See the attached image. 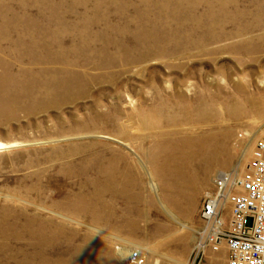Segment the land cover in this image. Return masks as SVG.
Returning <instances> with one entry per match:
<instances>
[{"label": "rangeland", "instance_id": "obj_1", "mask_svg": "<svg viewBox=\"0 0 264 264\" xmlns=\"http://www.w3.org/2000/svg\"><path fill=\"white\" fill-rule=\"evenodd\" d=\"M219 3L221 0H0V46H14L21 56L8 53L1 58L0 74L15 76L20 68L23 72L22 81L0 83V142L13 145L0 149V212L11 210L10 220L37 215L42 222L76 232L71 243L50 256H67L71 245L86 242L84 254L96 258L80 255L74 264H126L128 252L136 246L144 254L143 264H227L225 247L217 251L205 247L199 256L194 248L202 202L214 189L217 171H243L257 139L264 136V0H225L221 8ZM247 23H253L252 30L245 28ZM245 41L257 49L240 50L238 46ZM75 46H82L84 54L74 57L70 49ZM105 50L110 59L102 65ZM64 58L74 59L76 65L72 64L77 73L70 78L75 84L71 89L57 83L47 87L45 82H27V77L40 78L34 72L43 64L44 68H58ZM43 71L47 77L50 70ZM55 75L59 77L61 72ZM203 97L209 105L214 103L217 120L229 129L227 144L223 154L205 169L197 166L201 173L194 180L196 185L180 198L174 185L179 181L163 190L149 157L160 133L170 139L175 130L193 129V109ZM225 104L232 106L233 114L226 113ZM202 124L204 128L206 124ZM129 166L132 175L124 196L118 190L100 195L101 200L110 196L115 200L111 220L94 223L90 219L93 210L70 206L77 196L91 195L94 188L109 184L108 171ZM195 166L192 164L193 169ZM142 198L146 206L140 202ZM142 209L147 212L145 217L140 216ZM19 212L23 215L18 216ZM121 216L125 222L119 224ZM26 242L13 244L11 250L30 251ZM118 248L127 252L118 255ZM20 259L1 258L0 264H16Z\"/></svg>", "mask_w": 264, "mask_h": 264}, {"label": "bare ground", "instance_id": "obj_2", "mask_svg": "<svg viewBox=\"0 0 264 264\" xmlns=\"http://www.w3.org/2000/svg\"><path fill=\"white\" fill-rule=\"evenodd\" d=\"M69 1V0H68ZM144 1V0H142ZM157 1V0H156ZM179 1V0H178ZM184 1V0H183ZM203 1V0H202ZM240 1V0H239ZM252 1V0H251ZM67 2V1H66ZM114 2V1H113ZM152 2V1H151ZM161 2V1H160ZM228 2V1H227ZM255 2V1H254ZM73 3V1H72ZM75 3H77L75 1ZM83 3V2H82ZM97 3V2H96ZM108 3V2H107ZM125 3V2H124ZM142 3V2H141ZM149 3V1H148ZM173 3V2H172ZM177 3V2H176ZM221 5L223 6L225 4V0H221ZM118 4V3H117ZM132 4V3H131ZM138 4V3H137ZM178 4V3H177ZM70 5V4H69ZM72 5V4H71ZM130 5V4H129ZM142 5V4H141ZM159 5V4H158ZM164 5V4H163ZM173 5V4H172ZM204 4H202L203 6ZM101 6V5H100ZM108 6V5H107ZM121 6V5H120ZM184 6V5H183ZM228 6V5H227ZM231 6V5H230ZM97 7V6H96ZM99 7V6H98ZM109 7V6H108ZM171 7V6H170ZM178 7V6H177ZM210 7V6H209ZM72 8V7H71ZM129 9V6L127 7ZM168 8V7H166ZM173 8V7H172ZM70 9V8H69ZM73 9V8H72ZM119 9V8H118ZM124 9V8H123ZM131 9V8H130ZM129 9V10H130ZM134 9V7H133ZM137 9V8H136ZM141 9V7H140ZM145 9V8H144ZM152 9V8H151ZM194 9V8H193ZM224 9V8H223ZM240 9V8H239ZM242 9V8H241ZM164 10V9H163ZM189 10V9H188ZM203 10V9H202ZM214 10V9H213ZM238 10V9H237ZM73 11V10H72ZM76 11V10H75ZM96 11V10H95ZM94 11V12H95ZM122 11V9H121ZM126 11V10H125ZM150 12L152 10H149ZM174 11V10H173ZM196 11V10H195ZM207 11V10H206ZM216 11V10H215ZM246 11V10H245ZM68 12V10H67ZM77 12V11H76ZM116 12V11H115ZM118 12V11H117ZM130 12V11H129ZM133 12V11H132ZM137 12V11H136ZM145 12V11H144ZM154 12V11H153ZM188 12V11H187ZM186 12V13H187ZM202 12V11H201ZM213 12V11H212ZM249 12V11H248ZM64 13V12H62ZM119 13V12H118ZM143 13V12H142ZM152 13V12H151ZM191 13V12H190ZM215 13V12H214ZM228 13V12H227ZM238 13V12H237ZM241 13V12H240ZM239 13V14H240ZM243 13V12H242ZM70 14V13H69ZM134 14V13H133ZM140 14V13H139ZM195 14V13H194ZM198 14V13H197ZM223 14V13H220ZM219 14V16H220ZM104 15V14H103ZM204 15V14H203ZM217 15V14H216ZM232 15V14H231ZM243 15V14H241ZM249 15V14H248ZM70 16V15H69ZM86 16V15H85ZM95 16V15H93ZM97 16V15H96ZM108 16V15H107ZM120 16V15H118ZM131 16V15H129ZM140 16V15H139ZM138 16V17H139ZM157 16V15H155ZM159 16V15H158ZM167 16V15H166ZM175 16V15H174ZM173 16V17H174ZM181 16V15H180ZM199 16V15H197ZM222 16V15H221ZM104 17V16H103ZM122 17V16H121ZM127 17V16H126ZM134 17V16H133ZM145 17V16H144ZM162 17V16H161ZM164 17V16H163ZM182 17V16H181ZM191 17V16H190ZM240 18V16H238ZM242 17V16H241ZM246 17V16H245ZM95 18V17H94ZM93 18V19H94ZM124 18V17H123ZM129 18V17H128ZM149 18V17H148ZM180 18V17H179ZM192 18V17H191ZM196 18V17H195ZM230 18V17H228ZM236 18V17H235ZM254 18V16H253ZM257 18V17H256ZM90 19V18H89ZM92 19V18H91ZM101 19V17H100ZM132 19V18H131ZM143 19V18H142ZM161 19V18H160ZM159 19V20H160ZM169 19V18H168ZM182 19V18H181ZM200 19V18H199ZM211 19V18H210ZM221 19V18H220ZM223 19V18H222ZM233 19V18H232ZM241 19V18H240ZM258 19V18H257ZM61 20V19H60ZM88 20V19H86ZM96 20V19H94ZM167 20V18H166ZM172 20V18H171ZM190 20V19H189ZM194 20V19H193ZM239 20V19H238ZM249 20V19H248ZM262 20V19H261ZM103 21V20H102ZM102 21L100 23H102ZM105 21V20H104ZM131 21V20H130ZM137 21V20H136ZM142 21V20H141ZM146 21V20H145ZM163 21V20H162ZM186 21V20H185ZM200 21V20H199ZM217 21V19H216ZM223 21V20H222ZM225 21V20H224ZM223 21V22H224ZM232 21V20H231ZM230 21V22H231ZM109 22V21H108ZM127 22V21H126ZM124 22V23H126ZM165 22V21H164ZM173 22V21H172ZM171 22V23H172ZM194 22V21H193ZM198 22V20H197ZM214 22V21H213ZM219 22V21H218ZM245 22V21H244ZM256 22V21H255ZM263 22V21H262ZM84 23V22H83ZM90 23V22H89ZM88 23V24H89ZM110 23V22H109ZM137 23V22H136ZM157 23V22H156ZM161 23V22H160ZM175 23V22H173ZM181 23V22H180ZM184 23V21H183ZM189 23V22H188ZM212 23V22H211ZM216 23V22H215ZM260 23V22H259ZM264 23V22H263ZM80 24V23H79ZM87 24V25H88ZM123 24V23H122ZM128 24V23H127ZM135 24V23H134ZM145 24V23H144ZM155 24V23H154ZM176 24V23H175ZM200 24V23H199ZM198 24V25H199ZM210 23H208L209 25ZM223 24V23H222ZM241 24V23H240ZM246 24V23H245ZM251 24V23H249ZM245 26L247 29L252 30V24ZM262 24V23H261ZM64 25V24H63ZM120 25V24H119ZM126 26V24H124ZM123 25V26H124ZM136 25V24H135ZM138 25V24H137ZM146 25V24H145ZM160 25V24H159ZM170 25V24H169ZM189 25V24H188ZM207 25V24H206ZM82 26V25H81ZM89 26V25H88ZM105 26V25H104ZM149 26V25H148ZM147 26V27H148ZM157 26V25H156ZM165 26V24H164ZM204 26V25H203ZM225 26V25H223ZM238 26V25H237ZM255 26V25H253ZM112 27V26H111ZM140 27V26H139ZM146 27V28H147ZM183 27V26H182ZM219 27V26H218ZM61 28V27H60ZM99 28V27H98ZM153 28V27H152ZM163 28V27H162ZM258 28V27H255ZM4 29V28H3ZM62 29V28H61ZM71 29V28H70ZM73 29V28H72ZM85 29V28H84ZM103 29V28H102ZM101 29V31H102ZM109 29V28H108ZM115 29V28H114ZM123 29V27H122ZM132 29V28H131ZM179 29V28H178ZM188 29V28H187ZM215 29V28H214ZM222 29V28H221ZM54 30V29H53ZM52 30V31H53ZM99 30V29H97ZM137 30V29H136ZM142 30V29H141ZM145 30V28H144ZM158 30V29H157ZM163 30V29H162ZM169 30V29H168ZM183 30V29H181ZM202 30V29H201ZM234 30V29H233ZM239 30V29H238ZM244 30V29H243ZM241 29V31H243ZM254 30V29H253ZM264 30V29H263ZM69 31V30H68ZM96 31V29H95ZM120 31V30H119ZM128 31V30H127ZM150 31V30H149ZM175 31V30H174ZM186 31V30H185ZM206 31V30H205ZM223 31V30H222ZM240 31V30H239ZM255 31V30H254ZM57 32V31H56ZM117 32V31H116ZM138 32V31H137ZM147 32V31H146ZM155 32V31H154ZM153 32V33H154ZM189 32V31H188ZM220 32V31H219ZM233 32V31H232ZM67 33V32H66ZM92 33V32H91ZM103 33V32H102ZM114 33V32H113ZM112 33V34H113ZM123 33V32H122ZM151 33V32H150ZM177 33V32H175ZM179 33V32H178ZM190 33V32H189ZM213 33V32H211ZM218 33V31H217ZM223 33V32H221ZM225 33V32H224ZM237 33V32H236ZM63 34V33H62ZM60 34V35H62ZM80 34V33H79ZM136 34V33H135ZM166 34V33H165ZM182 34V33H181ZM180 34V35H181ZM185 34V33H184ZM199 34V33H196ZM203 34V33H202ZM216 34V33H215ZM230 34V33H229ZM235 34V33H234ZM59 35V37H61ZM66 35V34H65ZM86 35V34H85ZM88 35V34H87ZM110 36V34H108ZM122 35V34H121ZM120 35V36H121ZM146 35H149L147 32ZM162 35V34H160ZM238 35V34H237ZM246 35V34H245ZM53 36V35H52ZM57 36V35H56ZM73 36V35H71ZM89 36V35H88ZM103 36V35H102ZM137 36V35H136ZM151 36V35H150ZM157 36V35H156ZM155 36V37H156ZM218 36V35H217ZM77 37V36H76ZM75 37V38H76ZM82 37V36H81ZM91 37V36H90ZM94 37V36H93ZM117 37V36H116ZM132 37V36H131ZM148 37V36H147ZM183 37V36H181ZM188 37V36H187ZM223 37V36H222ZM221 37V38H222ZM238 37V36H237ZM7 38V37H6ZM68 38V36H67ZM109 38V37H108ZM149 38V37H148ZM163 38V37H162ZM177 38V37H176ZM201 38V37H199ZM198 38V39H199ZM205 38V37H204ZM240 38V37H239ZM252 38V37H251ZM72 39V38H71ZM85 39V38H84ZM83 39V40H84ZM99 39V38H98ZM114 39V38H113ZM150 39V38H149ZM196 39V38H195ZM232 39V38H231ZM244 39V38H243ZM260 39V38H259ZM82 40V39H81ZM89 40V39H88ZM103 40V39H102ZM144 40V39H143ZM164 40V39H163ZM166 40V39H165ZM168 40V39H167ZM173 40V39H172ZM194 40V39H193ZM225 40V39H224ZM229 40V39H228ZM252 40V39H251ZM73 41V40H72ZM80 41V40H79ZM91 41V40H90ZM115 41V40H114ZM134 41V40H133ZM141 41V40H140ZM146 41V40H145ZM244 41V40H243ZM59 42V41H58ZM76 42V41H75ZM97 42V41H96ZM101 42V41H100ZM108 42V41H107ZM106 42V43H107ZM167 42V41H166ZM197 42V41H196ZM200 42V41H198ZM197 42V43H198ZM220 42V41H218ZM250 41H245V44H242L243 46H238L240 50L246 51L247 53L254 52L257 47H252L249 45ZM70 43V42H69ZM81 43V42H80ZM91 43V42H90ZM89 43V44H90ZM139 43V42H138ZM142 43V42H141ZM152 43V42H150ZM154 43V41H153ZM189 43H192V41H189ZM201 43V42H200ZM62 44V43H61ZM73 44V43H72ZM71 44V45H72ZM75 44V43H74ZM73 44V45H74ZM99 44V43H98ZM122 44V43H121ZM124 44V43H123ZM164 44V43H163ZM183 44V43H182ZM253 44V42L251 43ZM93 45V44H92ZM91 45V46H92ZM100 45V44H99ZM120 45V44H119ZM127 45V44H126ZM125 45V46H126ZM131 45V44H130ZM139 45V44H138ZM149 45V44H148ZM60 46V45H58ZM66 46V45H65ZM129 46V45H128ZM135 46V45H134ZM137 46V45H136ZM135 46V48H136ZM154 46V45H153ZM163 46V45H162ZM178 46V45H177ZM188 46V44H187ZM224 46V45H223ZM98 47V46H97ZM107 47V46H106ZM105 47V48H106ZM130 47V46H129ZM156 47V46H155ZM154 47V48H155ZM169 47V46H168ZM175 47V46H174ZM197 47V46H196ZM205 48V46H203ZM58 48V47H57ZM66 48V47H65ZM70 49V52L74 54V57L77 56V54H84L82 46H75ZM86 48V47H85ZM93 48V47H91ZM100 48V46H99ZM102 48V47H101ZM122 48V47H121ZM138 48V46H137ZM165 48L166 45H165ZM170 48V47H169ZM187 48V47H186ZM193 48V47H192ZM200 48V47H199ZM225 48V47H224ZM81 49V50H80ZM104 49V48H102ZM109 49V48H108ZM117 49V48H116ZM124 49V47H123ZM148 49V48H147ZM173 49V48H172ZM185 49V48H184ZM232 51L233 49L230 48ZM235 49V48H234ZM60 50V49H59ZM62 50V49H61ZM69 50V49H68ZM85 50V49H84ZM94 50V49H92ZM119 50V48H118ZM132 50V49H130ZM165 50V49H164ZM181 50V48H180ZM186 50V49H185ZM18 49L14 46L8 47V46H0V66H2L1 58L7 57V54L13 55L14 53L18 54ZM88 51V50H87ZM90 51V50H89ZM123 51V50H122ZM126 51V50H125ZM141 51V50H140ZM139 51V52H140ZM69 52V51H68ZM95 52V51H94ZM116 52V50H115ZM119 52V51H118ZM147 52V51H146ZM158 52V51H157ZM162 51L160 50V53ZM100 53V51H99ZM114 53V52H113ZM133 55V52H131ZM138 53V52H137ZM143 53V52H142ZM145 53V52H144ZM164 53V52H163ZM86 54V53H85ZM117 54V52H116ZM120 54V53H119ZM123 54V53H122ZM171 54V53H170ZM57 55H62L64 57V54L62 52H57ZM97 55V54H96ZM113 55V54H112ZM124 55V54H123ZM128 55V54H127ZM136 55V54H135ZM144 55V54H142ZM150 55V54H148ZM169 55V54H168ZM92 56V55H91ZM125 56V55H124ZM129 56V55H128ZM21 57V56H20ZM66 57V56H65ZM86 57V56H85ZM108 57V58H107ZM133 57V56H132ZM142 57V56H141ZM148 57V56H147ZM164 57V56H163ZM168 57V56H167ZM172 57V56H171ZM17 58V57H16ZM25 58V57H24ZM46 58V57H45ZM49 58V57H48ZM47 58V59H48ZM58 58V57H57ZM88 58V57H86ZM95 58V57H94ZM93 58V59H94ZM100 58V57H99ZM115 58V57H114ZM118 58V57H117ZM124 58V57H123ZM134 58V57H133ZM18 59V58H17ZM55 59V57H54ZM59 59V58H58ZM65 59V58H64ZM71 58H66L65 60L61 61L62 66L58 68H41L39 71H36L34 73L38 74L41 78H34L27 77V82H33V81H40V85L42 82L49 87L52 84L57 83L60 87L65 86L66 89H71L74 82H70V78H74L77 71L72 67V64L75 63L74 59L70 60ZM110 59L109 53L106 54V50L102 52V57L100 60L102 65L107 62ZM20 60V59H19ZM31 60V59H30ZM91 60V59H90ZM137 60V59H136ZM44 60H42L43 62ZM49 62V61H48ZM113 62V61H112ZM121 62V61H120ZM125 62V59H124ZM128 62V61H127ZM126 62V63H127ZM38 63V62H37ZM36 63V64H37ZM41 63V62H40ZM50 63V62H49ZM48 63V64H49ZM52 63V62H51ZM82 63V62H81ZM91 63V62H90ZM110 63V61H109ZM20 64V63H19ZM17 64V65H19ZM86 64V63H85ZM100 64V63H99ZM98 64V65H99ZM118 64V62H117ZM131 64V63H130ZM24 65V64H23ZM75 65V64H74ZM92 65V64H91ZM96 65V64H95ZM105 65V64H104ZM4 66H7V64H4ZM3 66V67H4ZM16 66V65H15ZM32 66V65H31ZM36 66V65H35ZM76 66V65H75ZM88 66V65H87ZM121 66V65H119ZM79 67V65L77 66ZM84 67V66H83ZM95 67V66H94ZM111 67V66H110ZM116 67V66H114ZM105 68V67H104ZM126 68V67H125ZM79 69V68H78ZM90 69V68H89ZM101 69V68H99ZM103 69V68H102ZM110 69V68H109ZM108 69V70H109ZM113 69V68H112ZM120 69V68H119ZM124 69V68H123ZM19 70V69H18ZM17 70V71H18ZM28 70V69H26ZM31 70V69H30ZM43 70H50V72L47 73V77L44 75ZM84 70V68L82 69ZM93 70V69H92ZM95 70V69H94ZM106 70V69H105ZM118 70V69H117ZM80 71V69H79ZM87 71V70H86ZM58 72H61V75L58 77ZM91 72V71H90ZM89 72V74H91ZM101 72V71H100ZM106 72V71H105ZM104 72V73H105ZM122 72V71H121ZM9 73V72H8ZM28 73V72H27ZM33 73V74H34ZM55 73V74H53ZM80 73V72H79ZM29 74V73H28ZM86 74V73H85ZM98 74V73H97ZM100 74V73H99ZM27 75V74H26ZM81 75V74H80ZM95 75V74H94ZM68 76V77H67ZM23 72L20 68L18 73L13 75V73L9 74H0V83L7 82L10 79V83H13L16 81V78H20L19 81H22ZM111 77V76H110ZM80 78V77H79ZM83 78V77H82ZM81 78V79H82ZM91 78V77H90ZM77 79V78H76ZM80 79V80H81ZM85 79V78H84ZM92 79V78H91ZM51 80H54V83H52ZM79 80V79H78ZM17 82V81H16ZM8 83V82H7ZM90 83V82H89ZM15 84V83H14ZM38 84V83H37ZM11 85V84H10ZM40 85L35 86L37 89ZM49 85V86H48ZM56 85V84H55ZM86 85V84H85ZM84 85V86H85ZM9 86V85H8ZM34 86V85H33ZM75 86V84H74ZM81 86V85H80ZM4 87V86H3ZM48 89V88H47ZM55 89V88H54ZM38 91V90H36ZM47 92V91H45ZM54 92V91H53ZM52 93V92H51ZM47 94V93H46ZM55 96V95H54ZM231 99L232 96H229ZM252 99L248 100V103H251ZM193 109V115L194 120H192L196 125H193V129L190 131L182 132L179 130H175L170 133V139L166 137L164 133H160L158 136H156V139L154 140V152L151 157H149L152 160V163L154 165L153 174L154 177L157 179V181L160 183L163 190L169 189L171 187V183L173 181H179L178 184H174L177 188V196L185 197L187 194V189L192 188L195 186V181L199 175L200 171L197 168L198 165H202L203 169L206 168V166L209 164L210 161L215 160L219 154L224 152L225 146H226V136L229 134V129L227 127H223L220 124V121H218V113L217 110H215L214 103L211 105L208 104L206 99L199 98L197 105ZM248 108V107H246ZM232 106L229 104H225V111L228 114H233ZM243 107H241V110ZM245 109V108H244ZM257 111V109L255 108ZM262 109H260L261 111ZM166 116V115H165ZM170 118V117H169ZM174 119V118H173ZM172 119V120H173ZM205 123V127L203 128V124ZM195 128V129H194ZM172 136V137H171ZM169 137V136H168ZM13 144V143H12ZM13 145L11 143H2L0 142V149L9 148ZM223 154V153H222ZM118 162V161H117ZM116 162V163H117ZM150 164V163H149ZM192 164L196 165L195 168H192ZM205 167V168H204ZM117 176H116V175ZM108 179L110 180V183H106L102 189L94 188L91 192V195H79L75 199L70 201V206H72L74 209L77 210H83L85 212H92L91 214V221L94 223L97 222H107L111 220L114 216L113 213V206L115 203V200L112 196L108 200H101L100 195H102V192L108 193L109 195L114 194V190H118L119 196H124L125 194V188L127 185V182L129 181V177L132 175V167H123L122 170L116 172V171H108L107 172ZM115 175V176H114ZM153 177V176H152ZM115 179V180H114ZM155 179V180H156ZM150 183V182H149ZM118 188V189H117ZM209 190V189H208ZM173 193V192H172ZM193 193V192H192ZM93 195H96L93 196ZM162 196V195H161ZM176 196V197H177ZM92 197V198H89ZM164 200V198H163ZM140 202L146 206L145 200L142 198ZM94 209H97L98 212L94 211ZM183 211V210H182ZM13 212V211H12ZM10 213L11 210H8L7 208H3L0 212V259L4 258L6 261L13 260L17 256H20V260L16 262V264H74L75 260L78 256H83L85 259H89L93 255L92 253H89L87 256L84 254L85 252V245L87 244L82 243L80 246H73L71 245V250L69 251V255L67 256H58V254H55L54 257L50 256V253L57 252L60 250V247L64 244L71 243L74 236H76L75 231H71L70 229H66L64 226L57 225L54 223H45L39 220V217L37 215L33 216H24L23 213H18V216L23 215V219L19 220H10ZM146 210L142 209L140 211V216L145 217L146 216ZM89 214V213H88ZM172 214V213H171ZM90 215V214H89ZM14 216V215H13ZM17 216V215H16ZM12 218V217H11ZM46 221V220H45ZM124 218L121 216V219L119 220V224L124 223ZM186 225V224H185ZM101 230V229H100ZM64 234V236H63ZM111 234V233H110ZM115 236V235H114ZM113 236V237H114ZM112 237V235H111ZM116 238V237H115ZM118 238V237H117ZM116 238V239H117ZM112 239V238H111ZM114 239V238H113ZM88 243L89 239H85ZM124 240V239H123ZM22 243L23 241H27L26 244L31 246L30 251H25L23 249H16L11 250V246L16 243ZM125 243V242H124ZM127 243V242H126ZM141 246V245H140ZM139 247V246H138ZM144 248V246H142ZM137 248V246H136ZM142 248V249H143ZM118 255H124L125 251L123 248H118L116 250ZM68 254V252H67ZM58 256V257H57ZM146 256V255H145ZM78 260V258H77ZM7 264V263H4Z\"/></svg>", "mask_w": 264, "mask_h": 264}, {"label": "built area", "instance_id": "obj_3", "mask_svg": "<svg viewBox=\"0 0 264 264\" xmlns=\"http://www.w3.org/2000/svg\"><path fill=\"white\" fill-rule=\"evenodd\" d=\"M199 218L196 256L205 247L212 251L225 247L227 264H264V136L257 139L243 171H217L214 189L206 193ZM144 261L137 248L126 256V264Z\"/></svg>", "mask_w": 264, "mask_h": 264}]
</instances>
